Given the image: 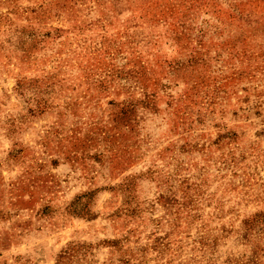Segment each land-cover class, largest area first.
<instances>
[{"label": "rangeland", "instance_id": "1", "mask_svg": "<svg viewBox=\"0 0 264 264\" xmlns=\"http://www.w3.org/2000/svg\"><path fill=\"white\" fill-rule=\"evenodd\" d=\"M0 264H264V0H0Z\"/></svg>", "mask_w": 264, "mask_h": 264}]
</instances>
